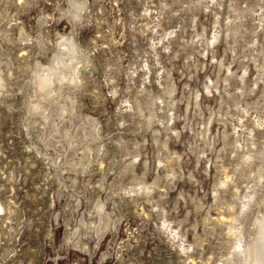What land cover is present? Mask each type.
Returning a JSON list of instances; mask_svg holds the SVG:
<instances>
[{
	"label": "rangeland",
	"instance_id": "374dc122",
	"mask_svg": "<svg viewBox=\"0 0 264 264\" xmlns=\"http://www.w3.org/2000/svg\"><path fill=\"white\" fill-rule=\"evenodd\" d=\"M70 35L87 64L62 137L31 83ZM0 54V264H240L228 216L241 247L264 212V0H0Z\"/></svg>",
	"mask_w": 264,
	"mask_h": 264
},
{
	"label": "bare ground",
	"instance_id": "6f19581e",
	"mask_svg": "<svg viewBox=\"0 0 264 264\" xmlns=\"http://www.w3.org/2000/svg\"><path fill=\"white\" fill-rule=\"evenodd\" d=\"M72 10H73L72 11L73 14H77V13L80 14L82 12V7L74 5V8H72ZM38 41H39V45H40L42 43V40L40 37H39ZM58 41H59V43H58L59 54L58 55L62 57L63 63L59 68L56 64V59H55L53 65L50 67H47V66L45 67L42 65L39 66L41 74L44 75L45 77H47L49 74H51V76L53 77V80L51 83V87H49L47 90L38 88L36 86V82L31 83L32 89L34 90V93L36 95V99L32 103L30 102L31 103L30 108L32 109L33 115L35 116V118L38 117L44 122V124H41V126L44 125V127H46L47 129L54 127L63 137L64 134L66 133V129H67L66 125H64L62 123H55L54 121L58 117L59 114H65V112H70L72 110V100L68 99L69 103L66 105L61 104L59 98H60V93H61L60 91L62 89V83H65L67 85H73L71 83H73L75 80V74L77 72L79 64L81 66H85L87 64V62L84 59V57L80 56L79 53H77L76 45H75L73 39L71 38V35H70V37H68V36L67 37H59ZM36 42H37V40H36ZM0 55H2V54H0ZM4 62H5L4 63L5 65L4 64L3 65L8 69L9 65H11V64H9L7 62V60ZM0 64H2L1 60H0ZM3 72L4 71L0 68V90H3L6 88V87H4L5 86L4 84H5V82H7L6 77H5ZM34 74H36V73H34ZM168 94H169V96H171L170 92ZM45 103H47V104L45 105ZM147 103H149V101H147ZM189 106H191V105L187 104L186 109ZM211 121H212V114L210 115L208 122L203 125L201 132L198 131V133H197L199 140L203 141V145H205V147L208 145H211V141H212V137L208 136L209 133L211 132V127H210ZM50 134L51 133H49V131H47L46 138L49 137ZM82 136H80V137L77 136L78 138H76V142H78V143L81 142L83 139ZM69 148H70V146H69ZM191 151L194 152L195 149H191ZM77 153H78V151H76V149L72 150V155L74 157L77 156ZM72 155L68 154L66 156L67 157L66 163H69V159H71ZM87 157L88 156L85 155V153H84V154H82V156L77 157L76 161L71 160L70 164H72V166H76L78 163L82 164L87 159ZM201 205L202 204L198 205L197 208H199ZM97 210H99V209L97 208ZM101 210H103V209H101ZM5 211H6L5 207H3L0 204V212L3 213ZM99 212H100V210H99ZM262 213L263 214H262L261 218L258 220L256 226L254 227L255 230L253 229L254 232H253V237L251 238L252 241L250 244V245H255L257 250L264 248V212L262 211ZM228 218H229L230 227L228 229L227 235L234 240V242H232L230 244V250L233 252H237L240 250L239 248H241V247L239 246V241L237 240V238H235V232H236V230H235V222H236L235 212L234 211L231 212L229 214ZM85 220H87V219H85ZM80 222H81V225L84 227V229L87 228V226H89L91 224V226H93V228L96 229V232H95L96 234L101 233L105 229V227H101V224L103 223L102 212L101 213L97 212V214L94 217L93 222L86 223V222H84L83 219H81ZM109 227L111 229V225H109ZM77 232H78V230H77Z\"/></svg>",
	"mask_w": 264,
	"mask_h": 264
},
{
	"label": "clouds",
	"instance_id": "9594fccd",
	"mask_svg": "<svg viewBox=\"0 0 264 264\" xmlns=\"http://www.w3.org/2000/svg\"><path fill=\"white\" fill-rule=\"evenodd\" d=\"M62 63V57L58 55L56 57L57 66L60 68ZM52 80L53 77L51 74L45 77L41 74V71L36 73L35 82L36 86L40 89L47 90L49 87H51ZM240 264H264V248L257 250L255 245L245 246L242 244L240 250Z\"/></svg>",
	"mask_w": 264,
	"mask_h": 264
}]
</instances>
